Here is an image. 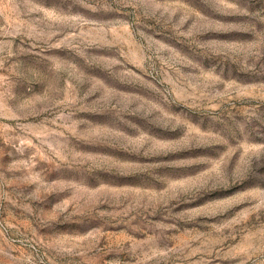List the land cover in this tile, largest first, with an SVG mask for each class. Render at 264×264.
Wrapping results in <instances>:
<instances>
[{"label": "rangeland", "instance_id": "rangeland-1", "mask_svg": "<svg viewBox=\"0 0 264 264\" xmlns=\"http://www.w3.org/2000/svg\"><path fill=\"white\" fill-rule=\"evenodd\" d=\"M0 264H264V0H0Z\"/></svg>", "mask_w": 264, "mask_h": 264}]
</instances>
